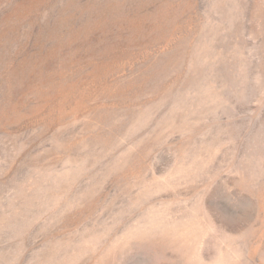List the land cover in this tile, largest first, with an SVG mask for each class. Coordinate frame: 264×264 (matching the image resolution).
<instances>
[{
	"label": "rangeland",
	"instance_id": "obj_1",
	"mask_svg": "<svg viewBox=\"0 0 264 264\" xmlns=\"http://www.w3.org/2000/svg\"><path fill=\"white\" fill-rule=\"evenodd\" d=\"M0 264H264V0H0Z\"/></svg>",
	"mask_w": 264,
	"mask_h": 264
}]
</instances>
